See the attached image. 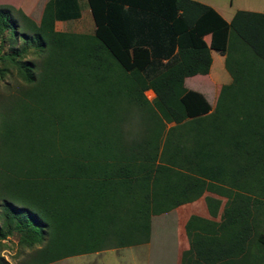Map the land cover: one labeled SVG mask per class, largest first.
Here are the masks:
<instances>
[{
    "label": "trees",
    "instance_id": "obj_1",
    "mask_svg": "<svg viewBox=\"0 0 264 264\" xmlns=\"http://www.w3.org/2000/svg\"><path fill=\"white\" fill-rule=\"evenodd\" d=\"M86 3L91 34L55 30L80 0H49L39 23L0 6V81L18 84L0 101V242L30 251L21 264L140 246L153 216L209 192L224 220L193 216L180 264H264V14ZM211 51L231 77L213 107L184 86Z\"/></svg>",
    "mask_w": 264,
    "mask_h": 264
},
{
    "label": "rangeland",
    "instance_id": "obj_2",
    "mask_svg": "<svg viewBox=\"0 0 264 264\" xmlns=\"http://www.w3.org/2000/svg\"><path fill=\"white\" fill-rule=\"evenodd\" d=\"M28 0H0V6L2 5H10L15 8H21L23 2ZM195 1V0H194ZM205 5L211 4L215 0H200ZM217 2H221L220 5L224 7L231 6L232 8H228L229 10L234 9L237 5L236 0H232V3H229L230 0H216ZM248 3L250 6H254V8H261L264 10V0H249ZM198 2V1H197ZM256 2L262 7H255ZM81 3V18L77 21L67 22L65 23L67 26H59L57 25L58 31L63 30L72 33H81V34H91L94 29V24L92 21L91 14L87 7L86 0H80ZM229 3V4H228ZM214 4V3H212ZM242 7V6H241ZM237 12V11H236ZM34 18H38L37 12L33 15ZM214 63L212 67V72L215 76L220 79V82H223L226 78V81L229 80V75L226 73L224 69V61L223 59L218 57V53L214 52ZM33 61H36L32 58ZM0 67H4L0 63ZM15 78V77H14ZM223 78V79H222ZM224 81V82H226ZM190 82H186V88H190ZM204 82L198 83L199 90H207V84H203ZM209 83V82H208ZM211 85V83H209ZM195 85V84H194ZM206 87H205V86ZM18 87L17 82L9 77L5 79L4 82L0 81V101L5 96L7 90H15ZM216 89L214 88L213 91ZM209 92V91H208ZM205 92V98L209 102V104L213 107L215 104L214 96L215 93L210 91V94ZM148 100H152L154 98V93L152 91H147L145 93ZM208 207V203L205 200L198 202L196 208L192 210V212H202L201 209H206ZM188 208V207H186ZM185 207L182 208L186 210ZM185 212V211H184ZM193 213L189 214L186 212L184 216H180L171 212L170 214H163L160 216H153L151 219V230L152 235L150 238L152 239V244L148 247L138 246V247H129L122 248L117 250H108L90 255L77 256L72 258H67L61 260L59 262L53 264H176L174 260L173 251L175 249V245L177 240H180L183 236V230L186 226L189 225L191 216ZM178 247V246H177ZM30 251L23 250L18 246V242L16 237H10L7 240L0 242V259L5 264H21L24 260V256L28 254ZM147 252H150L147 254ZM151 255V256H150ZM26 257V256H25Z\"/></svg>",
    "mask_w": 264,
    "mask_h": 264
},
{
    "label": "crops",
    "instance_id": "obj_3",
    "mask_svg": "<svg viewBox=\"0 0 264 264\" xmlns=\"http://www.w3.org/2000/svg\"><path fill=\"white\" fill-rule=\"evenodd\" d=\"M48 1L49 0H28V1L23 2L21 5V8L20 7L19 8L29 18H31L34 22H36V18H34L33 15L35 14V12H37V14H38L37 21L38 22H36V23H39V21L41 19L42 12H43V8ZM195 1H198L202 4H204L200 0H195ZM236 1H237L238 6H235L234 9H232V10L228 9V8H232L231 6H229L228 8L224 7V9L220 8L223 5H220L221 2H217L216 0L212 2L214 4L211 3V4H207V5L210 6L211 8H213L216 12H218L220 14V16L224 20H226L227 22L231 21V19L235 15L236 11H247V12H255V13L264 14V10H262L261 8H254V6H250L248 4V3H250L249 0H236ZM232 2L233 1L230 0L229 3H232ZM255 7H262V6L256 2ZM75 21H77V20H75ZM67 22H73V21L56 22L55 23V30L58 31L57 25H59V26L63 25L66 27L67 25L65 23H67ZM59 32H67V31L60 30ZM214 52L215 51H211L212 65H211V69H210L209 74L206 76L197 75V76H194L191 78H187V79H185L184 86L186 88V82L187 83L190 82L189 84L191 87L186 88V89L199 92L203 96L205 95V92L209 91L208 92L209 94H210V91H211V93L214 92L215 95H213V96H214V100L216 101L221 87L225 86V85H229L231 83V77L229 76L228 81H226V78H225L224 81H226V82H224V81L220 82V79H218V77L214 75V73L212 72V67H213V63H214V55H213ZM218 57L223 59V61H224V57L222 55H220L219 53H218ZM226 73H227V71H226ZM201 82H204L203 84L208 85L207 87L204 85L207 90H205V89L199 90L198 89L200 87L198 83H201ZM208 82L211 83V85ZM214 88L216 89L215 91H213ZM202 200H205L208 203V207L206 209H204V208L201 209L202 212H192V210L194 208H196V205H198V202L200 203V201H202ZM229 203H230V200L225 198V197H221V196L206 192L197 201L190 203V204L180 206L179 208H177L171 212L177 214L178 218H180V216H184L185 212H186V214L187 213H189V214L193 213L190 221L192 220L193 216H197V217L209 220L211 222L221 223L224 220V217H223L224 209L229 205ZM183 207H185V208L188 207V208H186V210H183V212H181ZM171 212L166 213V214H170ZM189 224H190V222H189ZM185 230H186V228L183 230L182 238L180 240H177V243L175 245V249L173 251L174 260H175L176 264H180L182 254L184 252L188 251L189 249H191L192 233H191L190 229H189V231H190L189 234ZM151 235H152V230H151ZM151 244H152V239L150 238L149 243L144 244V245H140V246L149 248V246ZM135 247H138V246H135ZM149 253L150 252H147V254H149Z\"/></svg>",
    "mask_w": 264,
    "mask_h": 264
}]
</instances>
